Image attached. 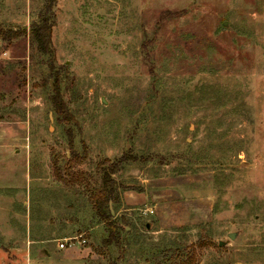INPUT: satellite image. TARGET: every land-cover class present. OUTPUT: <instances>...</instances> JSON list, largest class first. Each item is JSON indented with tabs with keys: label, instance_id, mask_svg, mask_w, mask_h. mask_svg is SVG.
<instances>
[{
	"label": "rangeland",
	"instance_id": "obj_1",
	"mask_svg": "<svg viewBox=\"0 0 264 264\" xmlns=\"http://www.w3.org/2000/svg\"><path fill=\"white\" fill-rule=\"evenodd\" d=\"M42 15L0 0V264H264V0H54L67 116ZM128 153L121 251L89 195Z\"/></svg>",
	"mask_w": 264,
	"mask_h": 264
},
{
	"label": "trees",
	"instance_id": "obj_2",
	"mask_svg": "<svg viewBox=\"0 0 264 264\" xmlns=\"http://www.w3.org/2000/svg\"><path fill=\"white\" fill-rule=\"evenodd\" d=\"M54 0H48V17L42 15L41 22L33 25L31 34L33 42L36 44L40 54L48 56L47 64L50 70V76L54 78V91L51 95V101L55 113L67 116L68 109L60 95V80L56 73L55 67V50L52 45V23H51V10ZM3 39L10 35L9 31H5L0 27V36ZM52 78V77H51ZM138 156L128 153L124 154L115 161L105 160L98 164L97 171L100 178L98 187L90 192L89 199L95 214L99 221L106 225L107 237L103 243L106 247L115 245L123 251V238L122 234L126 230L115 218L110 210V204L116 203L119 196L120 189H126L123 185L119 184L113 177L118 173L122 167L129 162H139ZM173 250L167 252V257L173 256ZM176 257V255H175Z\"/></svg>",
	"mask_w": 264,
	"mask_h": 264
},
{
	"label": "built area",
	"instance_id": "obj_3",
	"mask_svg": "<svg viewBox=\"0 0 264 264\" xmlns=\"http://www.w3.org/2000/svg\"><path fill=\"white\" fill-rule=\"evenodd\" d=\"M83 238L82 236H76V237H70V238H65L60 240L58 247L60 249H69V248H73L76 246V244H85V239H81Z\"/></svg>",
	"mask_w": 264,
	"mask_h": 264
},
{
	"label": "crops",
	"instance_id": "obj_4",
	"mask_svg": "<svg viewBox=\"0 0 264 264\" xmlns=\"http://www.w3.org/2000/svg\"><path fill=\"white\" fill-rule=\"evenodd\" d=\"M65 238H70V237H64V238H62V239H65ZM59 248V247H58ZM60 249V248H59ZM60 250H66V249H60ZM2 261L4 262L5 261V259H2Z\"/></svg>",
	"mask_w": 264,
	"mask_h": 264
},
{
	"label": "water",
	"instance_id": "obj_5",
	"mask_svg": "<svg viewBox=\"0 0 264 264\" xmlns=\"http://www.w3.org/2000/svg\"><path fill=\"white\" fill-rule=\"evenodd\" d=\"M110 207H111V204H110ZM230 237H231V238H234V236H233V235H231Z\"/></svg>",
	"mask_w": 264,
	"mask_h": 264
}]
</instances>
